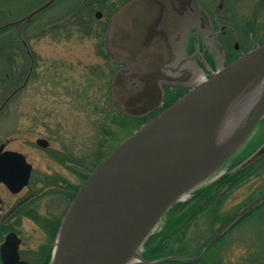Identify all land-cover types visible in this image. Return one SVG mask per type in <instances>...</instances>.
<instances>
[{"label":"water","instance_id":"water-1","mask_svg":"<svg viewBox=\"0 0 264 264\" xmlns=\"http://www.w3.org/2000/svg\"><path fill=\"white\" fill-rule=\"evenodd\" d=\"M55 0L0 30L23 24ZM181 0H168L173 6ZM163 0H132L109 22L105 48L126 65L111 81L112 100L122 112L141 118L161 104L160 82L173 80L174 54L162 26ZM97 17L100 13L97 12ZM29 52V50H28ZM32 66H30L31 69ZM264 118V43L255 44L212 73L115 147L89 174L64 214L49 264H160L201 261L218 239L264 195L243 207L194 258L141 255L147 238L178 199L202 185L236 153ZM41 147L48 142L37 140ZM0 145V182L13 193L27 185L31 165ZM3 151V152H2ZM264 157V142L232 173ZM20 239L8 233L0 246L2 264H27Z\"/></svg>","mask_w":264,"mask_h":264},{"label":"rangeland","instance_id":"rangeland-1","mask_svg":"<svg viewBox=\"0 0 264 264\" xmlns=\"http://www.w3.org/2000/svg\"><path fill=\"white\" fill-rule=\"evenodd\" d=\"M45 1L0 0V26L23 18ZM121 4L116 2L118 7ZM225 5L227 24L237 32L241 49L248 51L264 42V0H226ZM96 10H101L96 0H57L33 19L0 30V145L23 153L34 168L22 195L12 197L0 188L5 211L30 192L40 214L61 217L73 197L65 193L66 186L80 182L77 165L79 173L89 170L94 154L103 158L139 127L138 122L117 115L120 111L111 100L110 82L119 65L105 52L104 34L113 11L102 9V19L97 20ZM39 139L48 141V147H39ZM263 142L264 118L232 161L246 159ZM242 177L228 192L219 191L210 202L204 201L202 212L169 236L168 247L157 248L155 260L198 256L224 224L264 194V158ZM10 223L0 230V243L13 230ZM14 228L24 240L22 257L38 264L37 245L43 237L34 222L23 219ZM193 264H264V203L225 233L205 260Z\"/></svg>","mask_w":264,"mask_h":264},{"label":"flooded vegetation","instance_id":"flooded-vegetation-1","mask_svg":"<svg viewBox=\"0 0 264 264\" xmlns=\"http://www.w3.org/2000/svg\"><path fill=\"white\" fill-rule=\"evenodd\" d=\"M47 1L48 0H46L43 4H45ZM56 1L57 0H55L52 5ZM130 1L132 0H96L98 9L102 10L106 8L112 9L113 11L106 21L105 34L111 17ZM225 1L226 0H181L176 3L174 8H172L173 6H171L168 0H163V7L166 10L161 27L164 29V33L167 35L171 50L174 54L173 67L175 72H170L169 74V76L173 78L172 81L168 80L160 82L163 98L159 107L144 117L130 118L131 120L138 122L139 127L152 119L163 109L173 104L187 91L195 87L200 82V80L209 78L212 73L238 59L241 54L245 52V49L243 50L241 47H239L237 32L227 24L228 16L226 14L227 11L225 10ZM116 2H122V4L118 7ZM38 7L33 8L30 10V12L37 9ZM101 10H96L94 12V17L97 20L102 19L103 14ZM97 12L100 13V17L96 16ZM236 43H238L237 50L235 49ZM125 67L126 65L120 64L119 69ZM139 127H137L135 130H137ZM3 151L12 150H6L4 147ZM21 154L24 156L26 162L32 167L27 185L24 186L19 192L13 193L6 187L4 183L0 182V188H5L7 192L12 195V197H18L19 195H22L23 191L29 187L34 169L27 157L23 153ZM239 162L240 160L230 161L225 166V168L222 169V172H220L218 176L219 179L225 175L234 174L232 173V170ZM76 168L77 178L80 180V182L75 187H72V185L69 184L66 186V188H68L65 193H67L69 196H71V194L74 196L76 192L75 189L81 184L78 165ZM228 186L229 185H226V187L221 189V191L225 192ZM33 197L34 195H32L30 192L24 194L12 204L8 211L4 210V202L2 199H0V223L8 226L10 223L9 221L12 220L13 223H10V225L13 226V230L9 232L16 233V235L20 238V259L26 261L28 264H34L33 262L25 260L22 257L21 250L24 240L22 239L21 235L18 234V229L14 228V226L20 225L23 219L32 220L43 237V241H38L37 253H39L40 258L35 262L38 264H46V260L49 257V252H51L50 250L53 245V240L59 228L61 219L63 218V215L69 207L73 197L70 198L69 204L66 207L64 213L58 218L40 214L36 210L35 206L33 207L32 205ZM186 206V204L179 206L174 205L173 211H182ZM163 226L164 224L159 227V230H162Z\"/></svg>","mask_w":264,"mask_h":264},{"label":"trees","instance_id":"trees-1","mask_svg":"<svg viewBox=\"0 0 264 264\" xmlns=\"http://www.w3.org/2000/svg\"><path fill=\"white\" fill-rule=\"evenodd\" d=\"M117 115H122V114L117 113ZM100 158H98V155L95 156L94 154L92 158V163H93L92 168L79 173L81 181H83L88 176V174L91 172L93 167L96 166L103 158H105V156L101 159ZM244 173H246V170L239 174L225 175L222 178L218 179L217 181L197 189L194 192L195 193L194 196L192 197L194 201L191 203V207L189 209L185 208L182 211L180 210L173 211L171 215L169 214V218L167 222H165L163 229L161 230V232H159L160 234L157 233L155 237L152 236L147 240L146 242L147 248L145 249V253H144L145 258L148 260L157 259L158 257V254H156L157 248L168 247L169 236L177 232V230H180L179 228L181 226H183V229L186 228L188 224L194 220L195 216H197L200 212H202V209L201 211L199 209L204 204V201L206 203L208 201L210 202L214 198V194L221 191V189L226 187V185H229L226 190V192H228L231 188H233L236 184H238V182L242 180L243 178L242 176ZM237 175H241V176H237ZM76 190L77 188L75 189V191ZM204 208L206 207L204 206ZM3 225H4L3 223H0V230L3 229ZM151 244L154 245L153 248H150L152 246ZM208 255H210V251L205 256L204 260Z\"/></svg>","mask_w":264,"mask_h":264}]
</instances>
